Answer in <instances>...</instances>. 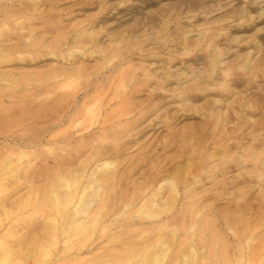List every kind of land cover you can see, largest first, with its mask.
<instances>
[{
	"label": "rangeland",
	"instance_id": "obj_1",
	"mask_svg": "<svg viewBox=\"0 0 264 264\" xmlns=\"http://www.w3.org/2000/svg\"><path fill=\"white\" fill-rule=\"evenodd\" d=\"M90 106L117 152L103 156L110 213L79 251L85 233L53 241L38 202L65 173L54 162L92 142L72 128ZM0 155V264L264 260V0H0Z\"/></svg>",
	"mask_w": 264,
	"mask_h": 264
},
{
	"label": "bare ground",
	"instance_id": "obj_2",
	"mask_svg": "<svg viewBox=\"0 0 264 264\" xmlns=\"http://www.w3.org/2000/svg\"><path fill=\"white\" fill-rule=\"evenodd\" d=\"M4 45V44H3ZM3 47V46H2ZM5 49V48H4ZM72 76V75H71ZM66 102V101H65ZM88 105V104H87ZM68 107V106H67ZM97 108V106H96ZM65 109V108H64ZM60 111V110H58ZM82 111V110H81ZM99 111V110H98ZM97 113V110L96 112ZM94 113V106H90L88 108H86V110L84 111V115L83 117L79 120V122H75V125L72 126V128L74 127L76 130V134L77 132H80V135L83 138H88L91 139L92 142L89 140V144H85V146L80 147V149L83 148V150L81 151V153L79 152V155H74L71 156L73 157L71 160L70 158H66V159H61L60 161H56L54 162V167L55 168H60V170L64 171V175L62 173V175H60L58 177V179H60L59 181V185H56V189L51 188L52 184H49V189L47 194L43 195V198L41 199V201L38 202V204L41 206L40 208H42V206L44 208H49V211L51 213V215L49 216L51 220V228H50V232L52 235V237L54 238L53 241L55 240V238L59 235H62L65 240H67L68 238L71 239V236L76 237V236H80L83 233H85V235L83 237H81V239H77L75 241V248L79 251H81L80 249H84L83 247L85 245H87V242L89 240V236H86V234L88 232H91V228L92 226L94 228H96V225L99 224L98 220L99 218L105 216L108 214L109 212V206L107 204H105V194H100L101 191H104V189L106 188L105 184L107 183V181L109 180H113L114 175V171L112 169V166L114 165L112 162L107 161V160H103V156L107 155L108 152L110 153H114L117 152V150H115L113 148V146H109L108 144H102L105 143L104 140L106 139V136L104 135H95L94 133H92V129L97 125L100 126V124H104L107 120H109L110 118L103 116L100 119L99 116L98 118L96 117ZM128 113V112H126ZM50 114V113H49ZM60 114V113H59ZM77 114V113H76ZM83 114V113H82ZM53 115V114H52ZM56 115V114H55ZM98 115L99 112H98ZM147 114H143L140 115L134 122L133 124L131 123V126L134 125L135 123H137L138 121H140L142 118L146 117ZM57 116H58V112H57ZM56 116V117H57ZM59 117V116H58ZM115 117V116H114ZM52 118V117H51ZM39 120V119H36ZM53 121V120H52ZM56 121V120H55ZM40 122V121H39ZM46 122V121H45ZM40 124V123H38ZM36 124V125H38ZM73 124V123H72ZM114 125V124H113ZM125 126V125H124ZM77 127V128H76ZM112 127V126H111ZM73 128V129H74ZM100 128V127H99ZM103 128V127H102ZM101 128V129H102ZM79 129V130H78ZM95 129V128H94ZM98 129V127H97ZM128 129V128H127ZM133 129V128H132ZM103 130V129H102ZM44 131V129H43ZM46 131V128H45ZM107 131V130H106ZM124 131V129H123ZM147 131V130H146ZM42 132V130L40 131V133ZM105 132V131H104ZM72 133V132H71ZM114 133V132H113ZM140 133V132H139ZM42 134V133H41ZM115 134V133H114ZM131 134V133H130ZM73 135H75L73 133ZM144 135V134H143ZM22 136V135H21ZM29 136V135H28ZM14 137V136H13ZM12 137V138H13ZM25 137V136H24ZM27 137V136H26ZM35 137V136H34ZM31 137V138H34ZM130 137V136H129ZM20 138V136H19ZM23 138V137H22ZM17 139V138H16ZM27 139V138H26ZM21 140V138H20ZM24 140V139H23ZM22 140V141H23ZM28 140V139H27ZM38 140V138H37ZM94 140H97V143H93ZM31 141V139H30ZM29 141V142H30ZM40 141V139H39ZM88 141V140H87ZM32 142V141H31ZM23 143V142H22ZM113 143V142H112ZM46 144V143H45ZM27 145V144H26ZM79 145V144H78ZM16 146V145H15ZM25 146V145H24ZM6 148V147H5ZM79 148V147H78ZM124 147L121 146V148H118V150L123 151ZM3 150V149H2ZM79 150V149H78ZM4 151V150H3ZM86 157H84V159H80L85 153H88ZM14 152V151H13ZM2 154V153H1ZM4 154V153H3ZM18 154V153H17ZM22 154V153H21ZM25 154V153H24ZM65 154V153H64ZM23 155V154H22ZM67 155V154H66ZM69 155V154H68ZM2 156V155H0ZM15 156V155H14ZM18 156V155H17ZM25 156V155H24ZM16 157V156H15ZM60 157V156H59ZM58 157V158H59ZM19 158H22V156ZM18 158V159H19ZM54 158V157H53ZM17 159V158H16ZM55 159V158H54ZM57 159V158H56ZM1 160V158H0ZM3 160V159H2ZM51 160V159H50ZM80 160L78 163V166H76L74 169H70L68 167H71L73 165H75L76 162L73 161H78ZM53 161V160H52ZM91 162H98L100 164H97L94 168V171H91L89 174V177L91 176L93 179H91V181H87V183L84 185L79 184L78 180L81 178V174L80 173H84V171L86 170V168L89 166V164ZM1 163V162H0ZM5 163V162H3ZM2 164V163H1ZM150 164V163H149ZM6 165V164H4ZM48 165V164H47ZM77 165V164H76ZM49 166V165H48ZM46 166V167H48ZM6 167V166H5ZM8 167V165H7ZM93 167V165H92ZM4 168V166L2 167ZM0 168V170L2 169ZM53 168V167H52ZM49 169V168H48ZM112 169V175H110L109 177H107L106 174L110 173ZM3 170V169H2ZM7 170V169H6ZM91 170V168H90ZM138 170L137 165L136 167L134 166L132 169H130L127 173V176H125V178L129 177V173ZM66 173H69L70 176L69 177H65ZM87 173V172H86ZM95 174H100L101 176H95L93 177ZM32 175V174H31ZM43 175V174H42ZM81 175V176H80ZM86 175V174H85ZM103 175V176H102ZM106 176V177H105ZM52 177V176H51ZM85 177V176H84ZM31 178V176H30ZM50 178V177H49ZM85 179V178H84ZM35 181V180H34ZM37 181V180H36ZM82 181V180H81ZM38 182V181H37ZM117 182V180H116ZM119 184H120V180H118ZM158 182V181H157ZM4 183V182H3ZM57 183V182H56ZM160 183V182H159ZM33 184V183H32ZM58 184V183H57ZM45 185V184H44ZM169 186L171 187L170 190L172 191L171 194L173 195L175 190V187L173 186V183L169 182ZM58 187L63 188L62 191H64L63 193H58ZM163 184L160 185V187L157 190H160L161 188H163ZM30 190V189H29ZM61 191V190H60ZM110 191V190H109ZM113 191V189H112ZM108 192V191H107ZM111 192V191H110ZM138 192V191H137ZM155 192V191H154ZM176 193V192H175ZM39 194V193H38ZM108 194V193H107ZM110 194V193H109ZM114 194V193H113ZM144 194V193H143ZM157 194V192H156ZM37 196V195H36ZM37 198V197H36ZM115 198V197H114ZM171 199V196L169 197ZM175 199V197H173ZM160 199V198H159ZM38 199H36L37 201ZM99 200V205L98 207H94L91 208V205L95 202H97ZM104 200V201H103ZM35 201V202H36ZM175 201V200H173ZM172 201V202H173ZM147 202V201H146ZM144 202V203H146ZM64 203V204H63ZM171 203V202H170ZM174 203V202H173ZM63 204V205H61ZM143 204V203H142ZM37 205V203H36ZM96 205V206H97ZM38 206V205H37ZM139 206V205H138ZM170 206H172L171 204H169V202H167V199L164 200L163 202L160 201H154L152 200L149 203L143 204L142 206H140L137 210H136V215L134 214H129L128 218H130V223L134 224L137 223V221H142L145 220L147 221V219H151V218H155L160 214H165L163 212L167 211V209H171ZM154 208H156V210H154ZM187 208V207H186ZM39 210V209H38ZM44 210V209H43ZM134 210V209H133ZM45 211H47L45 209ZM48 211V212H49ZM112 211V210H111ZM116 211V210H115ZM110 213V212H109ZM120 214V213H119ZM113 215V214H112ZM122 216V215H121ZM130 216V217H129ZM138 218L136 220V217ZM135 217V218H134ZM107 218V217H106ZM105 218V219H106ZM126 218V217H125ZM101 220V219H100ZM104 220V219H102ZM163 220V219H162ZM164 221V220H163ZM47 222V221H46ZM101 222V221H100ZM140 223V222H139ZM138 223V224H139ZM147 223V222H146ZM163 223V222H162ZM141 224V223H140ZM164 224V223H163ZM162 224V225H163ZM100 225V224H99ZM123 225V224H122ZM121 225V226H122ZM128 225V224H127ZM144 225V224H143ZM104 226V225H102ZM108 226V225H107ZM110 226V225H109ZM125 226V225H124ZM139 226V225H138ZM151 226V225H150ZM157 226H159L160 228V224ZM165 226V225H163ZM135 227V226H133ZM142 227V226H141ZM166 227V226H165ZM98 228V227H97ZM101 228V227H100ZM105 228V227H103ZM107 228V227H106ZM152 228V227H151ZM110 229V228H109ZM163 229V228H162ZM107 230V229H106ZM136 230V229H135ZM146 230V229H145ZM148 230V229H147ZM154 231V229H152ZM161 230V229H160ZM99 231V230H98ZM97 231V232H98ZM149 231V230H148ZM156 231V230H155ZM159 231V230H158ZM105 232V231H104ZM103 232V233H104ZM145 232V231H144ZM96 233V232H95ZM146 233V232H145ZM144 234V233H143ZM45 235V233H44ZM43 235V236H44ZM117 235V234H116ZM146 235V234H145ZM159 235V234H158ZM48 236V235H47ZM125 236V235H123ZM46 237V236H45ZM93 237V236H92ZM37 238V237H36ZM98 238V237H97ZM116 238V237H115ZM159 238V237H158ZM47 239V238H46ZM252 239V238H251ZM62 240V238H61ZM73 240V238H72ZM112 240V239H111ZM117 240V239H116ZM42 241V240H41ZM46 241V240H45ZM90 241V240H89ZM92 241V240H91ZM115 241V240H114ZM56 242V241H55ZM116 242V241H115ZM92 243V242H91ZM90 243V244H91ZM42 244V243H41ZM48 244V243H47ZM61 244V243H60ZM163 244V243H161ZM45 245V244H44ZM65 245V244H63ZM62 245V246H63ZM47 246V245H46ZM56 246V245H55ZM68 246V245H67ZM71 246V245H70ZM150 246V245H149ZM48 247V246H47ZM87 247V246H86ZM134 247V246H133ZM138 247V246H137ZM72 248V247H71ZM160 248V247H159ZM158 248V249H159ZM6 249H11V248H5ZM63 249V248H62ZM70 249V248H69ZM103 249V248H102ZM133 249V248H132ZM74 249H72L73 251ZM88 250V249H87ZM144 251V249H142ZM149 250V249H148ZM167 250V249H166ZM10 251V250H9ZM71 251V250H70ZM69 251V252H70ZM12 252V251H11ZM92 252V251H91ZM108 252V251H107ZM110 252V251H109ZM140 252V251H139ZM195 250L192 249L191 253L194 254ZM6 253V251H5ZM10 253V252H9ZM9 253H7V257L9 256ZM62 253V252H61ZM60 253V255H61ZM106 253V252H105ZM12 255V253H10ZM59 254V253H58ZM138 254V253H137ZM52 255V254H51ZM59 255V256H60ZM63 255V254H62ZM65 255V254H64ZM144 255V253H143ZM153 255V254H152ZM5 256V255H4ZM3 256V257H4ZM133 256V255H132ZM167 256V251H164L162 253L158 252V254H154L153 256H150L151 261H149V264H161L163 260H165V257ZM197 256V255H196ZM246 256V255H245ZM58 257V256H56ZM79 257V256H78ZM96 257V256H95ZM99 257V256H98ZM130 257V256H129ZM135 257V256H134ZM134 257H131L134 259ZM11 258V257H10ZM60 258V257H59ZM91 258V257H90ZM97 258V257H96ZM142 258V257H141ZM185 258H187V255L185 256ZM9 259V258H8ZM12 259V258H11ZM79 259V258H78ZM95 259V258H93ZM124 259V258H123ZM127 259V256H126ZM138 259V256H137ZM143 259V258H142ZM149 259V260H150ZM239 259V258H238ZM7 260V258L5 259V261ZM15 260V259H14ZM57 260V259H56ZM62 260V259H61ZM64 260V259H63ZM68 260V259H67ZM75 260V259H74ZM132 259H130L131 261ZM217 260V259H216ZM249 260V259H248ZM250 264H264V260H259V258H257V256H250ZM71 261V260H69ZM87 260H81L77 263H82V264H88L86 262ZM106 261V260H105ZM104 261V262H105ZM130 261H127L126 263H129ZM182 261V260H181ZM7 262H9L7 260ZM55 262V261H54ZM58 262V261H57ZM104 262H94V264H106ZM121 262V260H120ZM137 262V261H135ZM141 262V264H147V260L145 261H139ZM147 262V263H146ZM187 262V261H186ZM257 262V263H256ZM13 264H16V262L14 263L12 261ZM41 263V262H40ZM63 263V262H62ZM122 263V262H121ZM125 263V261H124ZM194 263V262H193ZM244 263V261H243ZM92 264V263H91ZM109 264H118L117 262H109ZM135 264V263H133ZM186 264V263H185ZM231 264V263H230Z\"/></svg>",
	"mask_w": 264,
	"mask_h": 264
}]
</instances>
